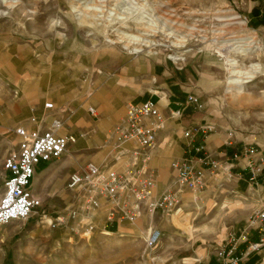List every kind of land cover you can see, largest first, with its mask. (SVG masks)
Instances as JSON below:
<instances>
[{
	"label": "rangeland",
	"instance_id": "1",
	"mask_svg": "<svg viewBox=\"0 0 264 264\" xmlns=\"http://www.w3.org/2000/svg\"><path fill=\"white\" fill-rule=\"evenodd\" d=\"M255 6L250 0H0V198L17 127L32 124V117L43 125L56 118L60 134L77 137L60 160L36 172L31 190L41 207L26 220L0 225V264H219L228 234L262 206L263 194L255 184L242 187L249 176L236 169L207 174L201 192L179 189L178 213L147 212L112 229L104 228V201L88 218L68 220L67 210L79 204L65 185L88 163H117V171L127 164V158L104 159L105 150H120L111 132L128 104L153 94L169 113L160 112L162 126L172 124L181 138L190 119L224 136L217 153L228 143L264 147V11ZM37 95L43 102L33 110L30 98ZM190 95L198 104L189 105L188 117L172 115L168 101ZM56 101L54 109L44 108ZM72 158L82 163L67 172ZM172 162L157 178L154 199L176 186ZM57 214L65 215L59 226ZM88 224L94 230L82 236ZM151 226L160 232L152 247L146 243Z\"/></svg>",
	"mask_w": 264,
	"mask_h": 264
},
{
	"label": "built area",
	"instance_id": "2",
	"mask_svg": "<svg viewBox=\"0 0 264 264\" xmlns=\"http://www.w3.org/2000/svg\"><path fill=\"white\" fill-rule=\"evenodd\" d=\"M184 103L196 106L198 99L190 95ZM44 108L54 109L52 103H45ZM88 112L95 115L93 108H88ZM175 114L179 115L180 111ZM30 122L32 127L21 126L14 130L18 139L16 148L4 158L0 225L26 220L41 207V200L31 190L37 168L60 160L77 140L74 133H59L62 127L59 119H50L44 129L42 122L35 117ZM161 126L162 115L155 102L147 100L126 106L124 119L113 128L111 136L115 148L124 150L129 156V164L117 171L108 166L88 163L70 174L65 188L75 194L79 205L67 210L68 220L88 218L91 212L100 207L102 201L107 203L104 220V228L107 229L120 223L133 224L144 206L151 215L159 212L163 216H170L181 210L177 194L179 189L201 192L206 188L207 174L214 175L216 170L223 168L230 175L242 158L249 171V181L264 186V158L255 157L258 155L257 147L244 145L239 152L224 155L222 160L216 161L208 155L205 146L212 127L192 124L182 129L186 141L184 156L170 165L177 189L167 188L154 199L155 174L146 165L149 151L156 145ZM132 144L138 147L132 148ZM42 216L46 218L45 212H42ZM64 216L57 214L53 220L55 225L63 224ZM93 230L94 226L88 224L81 228L80 233L82 236H89ZM159 237L160 232L149 227L147 245L152 247ZM219 257V264H264V203L259 210L250 214L241 230L228 234Z\"/></svg>",
	"mask_w": 264,
	"mask_h": 264
},
{
	"label": "crops",
	"instance_id": "3",
	"mask_svg": "<svg viewBox=\"0 0 264 264\" xmlns=\"http://www.w3.org/2000/svg\"><path fill=\"white\" fill-rule=\"evenodd\" d=\"M250 1H251V4L253 6L256 5L255 7L257 10H259L260 14L264 11V0H260L261 2H258L259 0H250ZM30 100H31L32 104L30 105L29 108H31L33 110L34 109H36V110L41 109L40 107H41V104L43 102L42 96L37 95V96H34L33 98L31 97ZM147 100H151V101L155 102L157 107L159 108L160 112L163 114L164 117L169 114L166 111V107L163 106L162 98H160V96L153 94V96H150L145 101H147ZM20 101L21 102H19L20 103L19 109L21 111H25L26 109H28L27 108L28 107L27 106L28 105L27 97L23 98L21 96ZM55 103H57V101L52 103L53 107L55 106ZM12 105L13 104L8 103L9 108L12 107ZM167 107L169 108L172 115H176L175 112L180 111V114L178 115L179 119L183 115H185V116L188 115L187 112L189 110L188 109L189 104L184 103V101H182V102L181 101L171 102L169 100ZM95 114H96V110H95ZM21 115H19V117H16L15 119H13L12 122H8V124L11 126V125H15L16 122H20L21 121V119H20ZM78 116L80 117L81 114H78ZM184 120L185 121L183 122V128L190 126L192 124H195V122H194L195 120L194 121L190 120V119H184ZM48 122L44 123V125L42 123L41 126L43 129L45 127H47ZM24 127L30 128V127H32V124H29L28 126H24ZM69 133H73V132H69ZM65 134H67V133H65ZM223 139H224V136L218 135V134L210 135L207 137L205 146H206V150H207L208 155L212 159H216V157L223 158L224 155H227L228 153L231 155L234 152H239L240 149L242 148V146L249 145L247 143H242V144H238V145L228 143L230 145V147H227L223 151L217 153L218 149L226 144V142H224ZM185 143H186V141L184 140L183 135L181 138L179 130L170 123L164 124L161 127V129L158 131L156 145L152 150L149 151V160L147 162L148 169L152 170L155 174V189H156V184H157V182H156L157 178L159 177V174L162 171V169H165L168 161L178 160L184 156ZM80 146H81V144H80ZM257 150H258V155H256L255 157L261 156L264 158V147H259V148H257ZM104 152H105V154H104L105 158L104 159L110 160V158H114V160H116V161L119 160V162L121 164V161H123L125 158H127V162H126L127 164L126 165L129 164V156L126 154V152L124 150L114 151L113 155H112V151L105 150ZM78 161H79L78 159H75V160H73V158L70 159L68 161V164H67V172L74 170L80 163H82V162H78ZM53 162H57V161H53ZM53 162L40 165L37 168V171L40 170L41 167L49 168L50 164ZM101 165H103V164H101ZM126 165H125V163L123 165H120L118 167L119 171L123 170L126 167ZM245 165H246L245 159H243V158L240 159L234 167V169H236V171H237L236 174H239L240 176H243V175L248 176L249 171H248V169L245 168ZM114 166H117V163H113L110 165L111 168H113ZM165 182H166V179L163 178L161 180V183H162L161 185H163ZM241 184H242V187H244V188H247L249 186L253 187V185H254L251 182L250 183L247 182L245 179L242 180ZM256 186H257V192L258 193L261 192L263 194L262 199H261V205H263V203H264V186H260V185H256ZM175 188L177 189L176 186H175ZM175 188H173V189H175ZM155 189H154V191H155ZM106 207H107V205L105 206V208ZM106 210L107 209H105V215H106ZM145 213H147L146 206H144L142 208V212H141L139 217H141V215L145 214ZM151 227L154 230L159 232V230H157V228H154L153 226H151Z\"/></svg>",
	"mask_w": 264,
	"mask_h": 264
},
{
	"label": "bare ground",
	"instance_id": "4",
	"mask_svg": "<svg viewBox=\"0 0 264 264\" xmlns=\"http://www.w3.org/2000/svg\"><path fill=\"white\" fill-rule=\"evenodd\" d=\"M231 61V60H230ZM242 77H247L246 75H243ZM244 81H246L247 82V80L246 79H243Z\"/></svg>",
	"mask_w": 264,
	"mask_h": 264
}]
</instances>
